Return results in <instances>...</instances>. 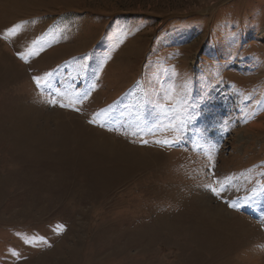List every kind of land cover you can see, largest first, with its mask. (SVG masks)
Instances as JSON below:
<instances>
[{"label": "rangeland", "instance_id": "1", "mask_svg": "<svg viewBox=\"0 0 264 264\" xmlns=\"http://www.w3.org/2000/svg\"><path fill=\"white\" fill-rule=\"evenodd\" d=\"M17 24L0 38V264H264V129L248 128L264 122V0H0V36ZM68 60L95 70L80 102ZM209 168L231 178L223 199Z\"/></svg>", "mask_w": 264, "mask_h": 264}, {"label": "snow or ice", "instance_id": "2", "mask_svg": "<svg viewBox=\"0 0 264 264\" xmlns=\"http://www.w3.org/2000/svg\"><path fill=\"white\" fill-rule=\"evenodd\" d=\"M21 26L19 24L13 25L12 27L8 28L5 33L0 36V38L9 40L12 37H15L18 35V29ZM18 57L22 60H25L27 62V57L23 53H17ZM50 73L45 74L43 77L41 76H34L33 80L36 83L37 88L40 89H46L49 86V80L48 77L50 76ZM64 95L63 93H54V96H61ZM88 93L84 92L82 94L77 95V102H80L82 99H87ZM48 103L52 104L53 106L57 105L58 100L55 98L49 99L47 101ZM60 107H70L73 105L70 104H64V103H59ZM160 107L164 109L165 111L168 110L169 108L173 109L176 112V118L179 120L181 119L182 114H186V108H187V102L184 100V98L180 95H177L174 90H169L167 93H165L163 96H161L160 99ZM74 110L79 111L78 108H74ZM106 114L105 113H97L96 118L100 119L104 117ZM95 120H90L89 123H95ZM101 127H104V124L100 125ZM168 128L171 129L174 132H178V126L176 124H169ZM110 131H115V128H109ZM140 132H144V129H139ZM148 134H154L151 129H148ZM124 134V133H122ZM132 135H136L137 131L134 130L131 132ZM180 137L179 135L174 136L173 138H168L165 137L163 139H157L154 142L156 144H159L164 147H173L176 145V143L179 141ZM141 143L147 144L148 141L141 139ZM214 150V149H213ZM209 160H211V156H209ZM208 175H211L213 177V182L205 184L204 187L211 191L212 194H214L216 197L223 199V194L226 193L229 188L231 187V178L230 177H224L223 179L216 177L214 171L212 168L208 169ZM252 198L248 197L245 198L242 203L248 204ZM226 204H228L229 207L236 208L237 210L240 207L241 202H229L228 200H224Z\"/></svg>", "mask_w": 264, "mask_h": 264}, {"label": "trees", "instance_id": "3", "mask_svg": "<svg viewBox=\"0 0 264 264\" xmlns=\"http://www.w3.org/2000/svg\"><path fill=\"white\" fill-rule=\"evenodd\" d=\"M61 69L63 71L64 77L66 78L65 83L70 84L73 89L75 90L76 94H82L84 92H89L91 81L95 78V74L93 70H88L84 72H77L76 69L70 67L69 60L61 65ZM129 102L122 100V98H117L115 101L107 104L105 106V110L107 115L116 114L118 113L124 104ZM138 119V118H135Z\"/></svg>", "mask_w": 264, "mask_h": 264}, {"label": "bare ground", "instance_id": "4", "mask_svg": "<svg viewBox=\"0 0 264 264\" xmlns=\"http://www.w3.org/2000/svg\"><path fill=\"white\" fill-rule=\"evenodd\" d=\"M264 33V32H263ZM12 65V64H11ZM261 117V116H260ZM262 117H264V114H263V116ZM248 128H255V129H260V130H263L264 129V122L263 121H261V120H258V121H255V122H253L252 124H250V125H248ZM110 145V144H109ZM113 144H111L110 145V147L112 146ZM114 148H116V147H114ZM119 148V147H118ZM117 148V149H118ZM121 148H122V146H121ZM120 149V148H119ZM131 153H134V152H131ZM110 154V153H109ZM134 154H136V153H134ZM112 156H113V154H112ZM150 159V158H149ZM154 159V158H153ZM208 204V203H207ZM213 206V205H212ZM214 207V206H213ZM212 209V208H211ZM216 209H218V208H216ZM220 211V210H219ZM225 213V212H224ZM227 214V213H226ZM220 217V216H219ZM260 262V261H259ZM255 263V262H254Z\"/></svg>", "mask_w": 264, "mask_h": 264}]
</instances>
